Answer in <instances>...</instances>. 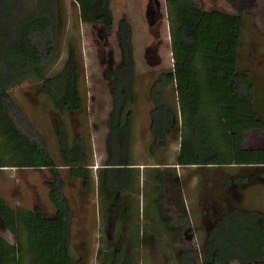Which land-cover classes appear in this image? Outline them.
<instances>
[{"label": "trees", "instance_id": "trees-1", "mask_svg": "<svg viewBox=\"0 0 264 264\" xmlns=\"http://www.w3.org/2000/svg\"><path fill=\"white\" fill-rule=\"evenodd\" d=\"M175 1L181 10L198 8L196 0ZM75 2L83 23L99 24L106 34L111 32L113 16L110 0ZM231 3L237 14L227 17L226 27L237 40L242 36L245 15ZM158 18L157 12L150 25ZM63 24L60 0H0V168H47L55 171L59 167L45 141L37 133H30L31 126L9 93L12 87L34 77L41 81L40 89L58 113L85 111L80 93L84 72L82 59L71 43L68 44L62 67L56 73L47 75L59 58ZM116 34L121 60L115 68L103 72V78L108 83L111 110L106 123V158L101 168V191L111 203L119 198L124 201L115 193L127 187L131 172L133 106L136 102L132 28L125 19L118 21ZM154 35L158 36L157 33ZM180 44L191 51L197 44L195 30L186 24L181 25ZM214 52L221 61L229 55L230 45L218 39L214 43ZM168 87L172 88L177 102H172L166 94ZM147 97L152 104L148 125L150 155L178 140L180 118L186 112L191 128L189 150L192 155L183 158V164L194 165L198 173L203 168L226 169L233 163L239 171L255 172L257 179L264 184V147L248 149L240 144L233 149V162L223 161L221 153L208 143L207 119L198 109V104L215 105L224 123L240 130L242 137L245 131L264 129V87H256L248 70H242L237 65L228 70L221 62L201 67L185 59L174 61L171 68L155 75L148 85ZM54 125L62 160L60 165L67 169L70 176L80 178L82 186L89 189L86 146L77 134L70 141L58 118ZM122 172L126 175L123 183L121 178L116 179V175ZM249 179L248 174L227 173L222 181H225V186L233 183L236 191L228 192L219 199L222 207L217 206V201L201 213L204 232L198 252L181 250L177 255L178 264H232L233 261L249 264L264 261V211L243 208L236 203L241 199L239 188L245 187L242 184ZM64 186L63 179L58 175L47 183L48 197L53 206L50 215L37 205L31 209L12 208L0 196V220L15 237L12 244L0 234V264H86L84 257L73 258L69 252L73 211ZM227 201L234 202L227 205ZM116 215L123 223V236L119 243L126 246L122 264H131L134 243L127 237L128 215L122 216L119 210ZM186 218L187 213H184L177 220L182 222ZM107 248L109 258L105 264H119L118 250L110 245Z\"/></svg>", "mask_w": 264, "mask_h": 264}, {"label": "rangeland", "instance_id": "rangeland-1", "mask_svg": "<svg viewBox=\"0 0 264 264\" xmlns=\"http://www.w3.org/2000/svg\"><path fill=\"white\" fill-rule=\"evenodd\" d=\"M196 1L197 9L181 10L175 0H110L113 27L106 34L99 24H87L80 20L79 6L75 0H60L64 15L60 54L47 75L56 73L62 67L68 44L71 43L82 59L84 72L80 81V93L85 111L76 114L58 113L40 89L41 81L34 77L9 90L32 128L30 133H37L45 141L50 155L59 167L55 171L47 168H0V196L12 208L31 209L37 205L50 215L53 206L48 197L47 183L53 181L59 172L73 211L69 252L73 258L84 257L86 264H105L109 258V245L118 250V261L122 264L126 246L119 243L123 236V223L116 215L117 210L122 211L124 217L128 215L127 237L134 243L131 264H178L177 255L181 250L191 249L198 252L204 232L201 213L217 201V206L222 207L219 199L228 192L236 191L232 187L233 183L224 185L225 181L222 179L227 177V173L248 174L251 180L256 179L254 183L249 179L242 184L245 187L239 188L241 199L236 203L243 208L264 211V184L257 179L256 173L227 167L200 170L194 176V187L189 190L192 198L189 199L187 208H178L176 214L174 208L169 209V193L174 191V196L178 194L180 199L183 196L179 185L176 187L171 182L173 168L170 165V150L161 149L154 158L147 155V162H162L169 166L147 173L144 185L137 176L131 177L127 187L115 193L122 196L124 201L119 198L114 203L105 198L104 191H101V172L90 174V188L85 189L80 178L70 176L67 169L60 165L62 160L54 127L57 118L63 123L70 141L75 134L79 135L86 146L88 158L94 156L95 147L105 146L111 100L103 72L115 68L121 60L116 34L120 19H125L132 28L136 102L133 106L130 150L131 154L141 153L138 156L140 159H144V154H147L151 140L148 125L152 104L148 100L147 89L159 71L171 68L174 61L183 59L201 67L221 62L226 69L231 70L235 48L239 47L238 56L247 55L250 49L256 54L264 53L260 42L264 41V34L260 33L262 39L254 43V34L245 29L241 38L236 40L226 27L227 17L236 14L231 2L236 7L238 4L244 11L252 12L260 23V20L264 21V0ZM157 12L159 18L150 25ZM182 24L195 30L197 44L192 51L184 49L180 44ZM218 39H223L230 45L229 55L221 61L214 52V43ZM251 41L255 44L254 49L249 47ZM166 94L172 102L176 101L171 87L166 89ZM258 140L259 146H264V135ZM186 149L184 145V151ZM125 176L122 172L116 175V179L121 178L123 183ZM233 202L227 201L226 204ZM187 210V218L182 222L178 221L177 217L187 213ZM0 234L9 243H15L14 235L3 226L1 220ZM232 264L244 263L233 261ZM249 264H264V261Z\"/></svg>", "mask_w": 264, "mask_h": 264}, {"label": "crops", "instance_id": "crops-1", "mask_svg": "<svg viewBox=\"0 0 264 264\" xmlns=\"http://www.w3.org/2000/svg\"><path fill=\"white\" fill-rule=\"evenodd\" d=\"M237 8L241 10L244 13V20L245 24L243 27V32L245 29H248L254 34L256 42H259L262 38L260 37V33L264 34V24L262 20H260V23L257 18H255V15L252 12L244 11L245 9L241 8L237 4ZM237 14V10H236ZM232 14V15H236ZM257 16V15H256ZM263 26V27H262ZM242 32V35H243ZM264 36V35H262ZM260 37V39H259ZM262 43V47H264V41H260ZM252 41L249 42V47L253 49L255 48V44ZM239 48V47H238ZM238 48H235L234 50V57L232 60V68L233 70L234 65H237L242 70H248L251 74L252 78L256 82L257 88L264 87V53H258L256 54L255 51H247V55L238 56ZM248 48V47H246ZM249 53V54H248ZM250 55V56H249ZM179 108V105H178ZM198 109L200 112H202L207 119V123L209 126V136H208V143L215 149H217L221 155L222 159L225 162H233V149L242 144L244 148L253 149V148H261L264 146H259V140L258 138L261 137V135H264V129H252L245 131L242 134L240 130L237 128L229 127L227 126L224 121L221 119L218 108L215 105L211 104H198ZM191 136V128L188 121V114L186 112H183L181 118H180V132H179V138L177 141L171 142L167 148L162 150H170V159H171V167L172 169V183L176 185V187L179 185L181 194L183 196L182 199L178 197V194L174 196V191H171L169 193L168 197V203L170 204L169 209H173L176 211V214L178 213V208H183L186 206L189 199L192 198L191 195H189V190L194 187V176L196 173V168L194 165H185L182 163L183 158H189L191 157L192 153L189 150V137ZM184 145L187 146L186 151H184ZM102 149V150H101ZM144 154V153H143ZM142 154L136 153L131 154V165L129 166L131 168V172L129 173V180L132 178H136V176L139 179V182H141L144 185V181L146 179L147 173H153L156 172L157 168L169 166L167 163L162 162H147L146 156L148 155L149 158H154L157 156L155 153L154 155H150L147 151V154H144V159H140ZM106 158V152H105V146L103 145L102 148L95 147V154L91 158H89V176L90 174H93L94 172H101V168L103 167L104 160ZM182 165V166H181ZM229 167H234V164H230ZM58 169V168H57ZM96 170V171H95ZM57 172V171H56ZM60 173L58 172L57 175ZM78 178V177H75ZM79 179V178H78ZM186 193V195H185ZM187 214L188 210H187Z\"/></svg>", "mask_w": 264, "mask_h": 264}]
</instances>
